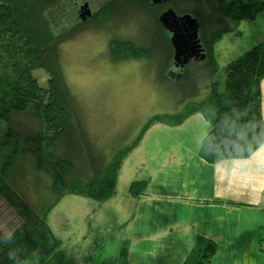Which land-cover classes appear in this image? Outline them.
<instances>
[{
    "label": "trees",
    "instance_id": "16d2710c",
    "mask_svg": "<svg viewBox=\"0 0 264 264\" xmlns=\"http://www.w3.org/2000/svg\"><path fill=\"white\" fill-rule=\"evenodd\" d=\"M191 3L194 4L188 7ZM67 4V17L72 24L55 34L52 25L56 19L52 16ZM134 11L145 14L148 26H153L152 33L146 29L140 41L126 30L124 36L117 31L128 24L126 13ZM177 11L195 12L201 20L210 90L203 100L188 102L177 114L151 117L136 142L155 123L177 126L193 113H200L210 124L199 148L202 159L216 163L249 157L264 142L261 92L264 36L223 67L222 88L212 79L217 67L213 47L230 23L253 20L259 12L264 13V0H193L181 3ZM97 17V21L89 24L93 28L99 29L104 24L115 27V35L108 44L112 58L120 61L146 56L150 53L145 45L149 38L163 51V69L171 60L173 47L163 33L156 11L148 10L144 2L111 0ZM85 28L78 20L76 0L70 3L67 0H0V200L13 214L8 233L0 230V264H74L73 256L47 221L48 211L66 194L99 202L107 200L114 194L121 164L131 149V146L120 149L105 164L102 159L97 163L92 160L82 136L79 140L75 135L76 143L70 149V152L74 149L76 157L63 154L59 147L71 129L76 105L61 75L60 45ZM37 67L48 72L47 87L40 86L33 75ZM24 116L33 128L27 126L21 131L18 123ZM23 152L33 155L36 167L50 177L51 189L56 194L54 204L44 212L25 200L9 177ZM78 159L85 163L76 170ZM89 170L91 176L85 179ZM147 184L146 179L133 180L128 192L139 196ZM127 248L128 242L124 240L118 255L108 264H129ZM216 251L214 240L198 235L182 264H211Z\"/></svg>",
    "mask_w": 264,
    "mask_h": 264
},
{
    "label": "rangeland",
    "instance_id": "374dc122",
    "mask_svg": "<svg viewBox=\"0 0 264 264\" xmlns=\"http://www.w3.org/2000/svg\"><path fill=\"white\" fill-rule=\"evenodd\" d=\"M65 6L67 8L51 15L56 19L52 25L55 34L72 24L67 17L69 5ZM129 13H126L129 18L126 27L116 28L119 35H126V30L140 41L146 29L152 33L153 26H148L145 14ZM89 24L60 45L61 75L76 105L73 107L75 114L71 116V129L59 147L63 154L76 157L74 149L72 153L70 149L76 143L75 135L79 140L83 137L92 160L97 163L102 159L106 164L120 149L131 146L118 172L115 194L103 202L66 194L49 209L56 194L51 189L50 177L36 167L30 152L19 156L9 177L25 200L37 205L40 212L49 209L47 221L73 256L74 264H108L118 255L126 237V223L133 212L131 200L123 193L128 189L130 179L142 170L137 148L133 149L140 133L154 115L177 114L188 102L203 100L210 88L207 57L191 61L182 71L181 78L176 79L168 74L174 69L171 60L163 69V51L149 38L145 41L149 54L139 60L118 61L111 57L108 48L115 27L104 24L98 29ZM263 36V12L253 20L230 23L229 29L213 47L217 67L212 72V79L219 82L221 88L223 67ZM33 75L40 86L47 87L49 74L45 68H34ZM29 124V118L24 116L18 127L24 131L22 129ZM84 163L78 159L76 170ZM87 174L85 179L91 176V171ZM96 204H100L99 207ZM12 218L11 209L0 200L1 231L8 233Z\"/></svg>",
    "mask_w": 264,
    "mask_h": 264
},
{
    "label": "crops",
    "instance_id": "0c3cea01",
    "mask_svg": "<svg viewBox=\"0 0 264 264\" xmlns=\"http://www.w3.org/2000/svg\"><path fill=\"white\" fill-rule=\"evenodd\" d=\"M261 92L264 118V77ZM209 130L193 113L177 126L151 125L133 146L142 170L130 180L148 184L139 196L123 193L133 210L129 264H182L198 235L217 244L211 264H264V152L208 163L199 148Z\"/></svg>",
    "mask_w": 264,
    "mask_h": 264
},
{
    "label": "water",
    "instance_id": "95a60500",
    "mask_svg": "<svg viewBox=\"0 0 264 264\" xmlns=\"http://www.w3.org/2000/svg\"><path fill=\"white\" fill-rule=\"evenodd\" d=\"M79 13L81 17L91 15L87 3L80 6ZM159 20L163 27L171 33L170 43L173 47V61L176 66L184 67L192 57L195 61L205 59V54L199 44L196 18L190 14L178 16L173 10L168 9L159 16Z\"/></svg>",
    "mask_w": 264,
    "mask_h": 264
},
{
    "label": "flooded vegetation",
    "instance_id": "af4514ba",
    "mask_svg": "<svg viewBox=\"0 0 264 264\" xmlns=\"http://www.w3.org/2000/svg\"><path fill=\"white\" fill-rule=\"evenodd\" d=\"M110 1L111 0H76V4H77V15H78L79 23H81V26L86 27L87 24H89L90 22L97 21V19H98L97 15L100 13V9L103 6H105L107 3H109ZM137 1L144 2L145 3V6H146V8L148 10L156 11L157 19H158V21L160 23V26H161V28L163 30L164 35L169 39V42H170L171 33L167 29H165L163 27V25L161 24V22L159 20V16L163 12L167 11L168 9H171L178 16H181L183 14H190L193 18H196V20L198 22V39H199L200 48L203 49V52L205 54V58L207 57V47H206V45H205V43L203 42V39H202V23H201V20H200L198 14L195 13V12H188V11H179L178 12L177 11L178 10V6L181 5V3H184L186 1H193V0H137ZM194 1H198V0H194ZM85 3L88 4V8L91 11V15L90 16H83V17H81L80 16V13H79V8H80V6H82ZM111 39H113V37H110L109 41ZM197 55H198V53H197ZM134 60H139V59H134ZM193 60L194 59L192 57L189 60V62L184 67H180L179 65L176 66L175 65V62L173 61V49H172L170 63L173 64L174 69L172 71H168V74L169 75H172L174 78H176V77L181 78L182 71ZM121 61H125V60H121Z\"/></svg>",
    "mask_w": 264,
    "mask_h": 264
},
{
    "label": "clouds",
    "instance_id": "9594fccd",
    "mask_svg": "<svg viewBox=\"0 0 264 264\" xmlns=\"http://www.w3.org/2000/svg\"><path fill=\"white\" fill-rule=\"evenodd\" d=\"M258 152H264V143L260 145V148L258 149Z\"/></svg>",
    "mask_w": 264,
    "mask_h": 264
}]
</instances>
